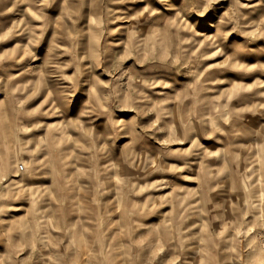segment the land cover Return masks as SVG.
Segmentation results:
<instances>
[{"label": "rangeland", "instance_id": "rangeland-1", "mask_svg": "<svg viewBox=\"0 0 264 264\" xmlns=\"http://www.w3.org/2000/svg\"><path fill=\"white\" fill-rule=\"evenodd\" d=\"M5 13L0 264H264V0H0ZM36 31L48 63L31 75ZM37 111L41 129L68 114L93 128L92 148L63 136L65 179L25 196L9 175L51 168L18 128ZM57 188L76 211L49 205Z\"/></svg>", "mask_w": 264, "mask_h": 264}, {"label": "crops", "instance_id": "crops-1", "mask_svg": "<svg viewBox=\"0 0 264 264\" xmlns=\"http://www.w3.org/2000/svg\"><path fill=\"white\" fill-rule=\"evenodd\" d=\"M11 0H9V3H10ZM41 2V1H39ZM152 3L153 4H158V3H165V0H152ZM11 19V15L9 14H4L3 17L0 18V22L1 21H9ZM5 26L7 25H4V33L7 32L8 28ZM41 26H43L41 24ZM35 35L37 37L41 36V38L39 39V41H37V45L35 47H32V48H28V53L31 54V61H23L20 66L23 69H28L29 70V73H31V75H33V73L36 71V69L38 68V72H41V69L45 67V65L48 63V62H45V60L41 59L39 61V58L42 57L43 55L41 53H44L45 51H47V49L45 50V48L48 47H45L44 48V32H38L36 31L35 32ZM63 46V45H61ZM25 45L24 46H19V47H15V45H12L11 41L7 42V46L5 45L4 47V52L8 54H12V53H20L21 54V51L23 52V50H25ZM63 47H67V48H71L69 44H67V46H63ZM44 48V49H43ZM43 50H45L43 52ZM27 52V51H26ZM72 52H74L72 50ZM41 55H40V54ZM22 56V55H21ZM38 58V59H37ZM71 59L68 57L66 58V64L70 65V61ZM11 61L7 60V62H5L1 67L4 68V69H7L9 70L8 68H11ZM90 62H88L85 67L89 68L90 69ZM18 66V65H17ZM40 67V68H39ZM32 69V70H30ZM74 70V69H73ZM95 70V68H94ZM69 73V72H68ZM5 74H9L11 75L12 74V71H9ZM99 74V73H98ZM8 75V76H9ZM17 75V74H14V76ZM73 75V71L70 73L69 76H72ZM7 78V77H6ZM37 78H36V82H37ZM91 81V80H90ZM99 81V80H98ZM97 81V82H98ZM39 82V81H38ZM91 83V82H90ZM62 85V84H61ZM66 87H69V86H66ZM61 88L63 89H66L65 86L63 85ZM69 89V88H68ZM65 91V90H63ZM47 92L51 93L50 90H47ZM73 94H71V92H69V90L64 93V95H60L62 98L61 100H71V96L75 94V91L72 92ZM58 101V99H56ZM42 101H44L42 99ZM53 101V100H52ZM30 113V112H29ZM38 113H42L41 115H39ZM68 114V113H66ZM27 117L24 118V121L21 122V124H19V127L18 128H22L26 130V134H29V137L27 139V141H31L30 143H34V145L30 146L29 148L35 150L36 148H40L38 153L36 154L35 156V159L34 161H38V163H46L47 165H50L51 168L48 169L47 172H41V174H38L37 172V175L35 176H24V174L22 175L20 173V175H17V174H10L9 175V185L13 187V189H15L16 193L20 194V195H25V196H29V194L31 195L32 193L35 194V193H38L37 191H39V186H40V183L39 182H43V181H48L50 183H47L45 185L42 186V188L44 187H49L50 189V185H52V181H59V180H63L65 179V176H64V173L63 176L60 175V173L62 172L60 166L62 165V159H64L66 157V154L64 153V148L61 149V147L59 146V142L58 140L60 139H63V136H66L69 137L71 140H79L80 137H82V141H84V144H85V148H92V141L91 139H88L87 138V134L88 133H91L92 129L93 128H65V126L67 127V124L70 123V121H74V117L73 115L71 114H68V115H64L66 117V124L63 126V128H57L56 127V123L57 121H53L51 123V125H48L46 126L45 128H38L39 127V124H41L43 121H44V115H43V112L42 111H37L35 114H28L26 115ZM12 124V128H17V126H15V124L11 123ZM30 126V127H29ZM54 127V128H53ZM37 129H41L42 131L40 130H37ZM117 129L116 128H112L111 131H116ZM80 132V133H77V132ZM30 132V133H29ZM84 134V135H83ZM58 135V136H57ZM6 148H8L7 146H5ZM71 149H72V146H71ZM75 153V152H74ZM3 164H4V168L6 169H10L11 168V161H3ZM64 164V162H63ZM66 164V163H65ZM19 166H15V172L18 173L17 171L19 170L18 169ZM19 172H21V170H19ZM25 172H27V170H25ZM43 174H47L48 175V179L44 177ZM73 175H77V174H73ZM78 176V175H77ZM18 179V180H17ZM23 183V185H22ZM52 192V191H51ZM43 195V194H42ZM49 205L56 209L59 213H66L68 211H76L77 207H79V204L76 203L74 200L70 199L68 200V203L66 204V206L62 207V206H58L56 207L60 202H64L65 201V195L62 194V191L57 188V189H54L53 190V193H51L49 196ZM29 198L27 197V200L28 201L27 203H29ZM70 201H74V202H70ZM26 203V205H27ZM29 205V204H28ZM22 208V206H20ZM15 209H20V208H15ZM70 209V210H69ZM37 212H41V211H37ZM65 217V216H64ZM41 218H43L44 221H47V218H45L44 216H42ZM61 219L63 221H65L63 219V217H61ZM43 221L42 219L40 220V217L37 219V221ZM38 221V222H39ZM45 223V222H44Z\"/></svg>", "mask_w": 264, "mask_h": 264}, {"label": "built area", "instance_id": "built-area-1", "mask_svg": "<svg viewBox=\"0 0 264 264\" xmlns=\"http://www.w3.org/2000/svg\"><path fill=\"white\" fill-rule=\"evenodd\" d=\"M19 170H22V166H19Z\"/></svg>", "mask_w": 264, "mask_h": 264}]
</instances>
